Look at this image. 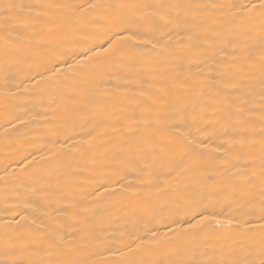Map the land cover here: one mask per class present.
<instances>
[{
  "label": "snow or ice",
  "instance_id": "6c2138e0",
  "mask_svg": "<svg viewBox=\"0 0 264 264\" xmlns=\"http://www.w3.org/2000/svg\"><path fill=\"white\" fill-rule=\"evenodd\" d=\"M189 17L193 23L188 22ZM208 17H213L211 23L205 22ZM41 21L44 23L37 33L34 29ZM177 29L189 33L183 38L187 43L172 44L170 34ZM145 47L157 51L154 60L142 57L139 50ZM178 54L198 60L197 70L185 74L176 61ZM38 57L44 58L28 64L31 74L19 81L18 88L31 80L36 84L47 82L53 91L63 90L66 95L88 96L97 84L106 82V76L109 80L116 76L118 82L111 89L99 92L100 97L117 98L111 108L103 106L111 119L101 123L113 135L119 131L134 139L127 141L126 150H119V160L90 162L91 166L111 169L104 175L112 177L104 183L96 177L93 183L103 191L92 195L144 196L149 200L151 216H138L136 223L144 227L146 222L151 227H145L147 239L130 232L107 233L102 224L78 210L69 212V207L77 206L65 205L60 193L33 188L21 203L31 200L39 205L40 200H46L43 207L48 210L42 213L40 224L21 211L11 213L12 220L5 221L0 232V264H264V0L218 4H193L189 0H48L29 4L3 0L0 75L6 85L18 74L14 68ZM74 78L83 83L84 91L77 87L73 92L68 87ZM213 83L220 86L215 97L194 106L191 114L185 111L181 116L179 109L171 107L163 112L157 98L170 90L202 94ZM256 83L258 89L253 87ZM128 95L139 96L149 107L140 113L129 112L119 106V98ZM9 107L10 97L5 104V123L10 125L5 129V148L12 144L15 150L6 151V157L19 159H6L0 169L4 201L10 198L9 193L21 199L16 186H23L22 178L12 165L27 161V169L38 163L32 155L33 150H39L36 144L22 145L21 140L39 142L48 135L67 133L63 124L54 129L47 123L29 128L28 122H21L20 127L29 128V132H19L7 119L11 115ZM219 113L227 119L217 132L218 146L196 150L193 146L202 143L201 134H207L205 125L211 126L205 117ZM161 114L180 117L181 126L191 122L186 133L176 128L175 137L183 141L178 146L185 152L179 162L169 167L159 155L164 151L161 143L166 144L167 138L161 140L155 131L166 123L156 119ZM15 119L19 121V117ZM113 123L118 128H112ZM68 140L72 137L66 134L65 141ZM67 147V143L56 140L47 156L42 154L39 160L60 161ZM218 156L223 157V172L216 176L226 177L230 189L227 203L214 201L211 195L182 199L178 204L152 202L153 196L178 193L190 186L207 190L208 182L216 179L208 172ZM128 175L136 179L129 181ZM109 185L115 187L110 190ZM165 207L169 208L167 215L163 214ZM225 215L229 218L222 219ZM69 220L76 226L71 227ZM160 225L167 231L159 233ZM220 228L235 229L224 243L214 239L215 230ZM170 233L182 236L185 242L164 251ZM101 252L116 259H93Z\"/></svg>",
  "mask_w": 264,
  "mask_h": 264
},
{
  "label": "bare ground",
  "instance_id": "6f19581e",
  "mask_svg": "<svg viewBox=\"0 0 264 264\" xmlns=\"http://www.w3.org/2000/svg\"><path fill=\"white\" fill-rule=\"evenodd\" d=\"M3 2V0H0ZM19 3L38 4L45 3L48 0H17ZM193 4H218L227 3L229 0H189ZM196 17L198 21L201 16ZM217 14H213V17ZM213 17L206 18V23H211ZM189 23H193L191 17L188 18ZM43 21L38 22L34 31L40 32V27L43 25ZM75 27V25H72ZM183 27V25H182ZM167 32L168 29H163ZM189 33L177 29L170 34V39L173 45L185 44L187 41L183 39ZM168 39V37H165ZM163 43V41H161ZM166 47L170 45H165ZM140 53L144 59L154 60L157 55V51L150 47L141 48ZM44 57H38L34 60L22 62L19 66L13 69L18 74L14 77L13 82L6 85L3 76L0 75V169L5 166L6 159H19V157H6V151H14L15 145L9 144V148H5V143L8 137L5 136V129L10 128V125L5 123L6 112L5 104L9 103L10 107L8 111L11 113L7 116V119L12 121L19 132H29V128L39 127L41 123H47L49 128H55L58 124L67 126V133L61 131L59 136L48 135L44 139L37 142L34 139H22V145L36 144L37 150H33L32 155L37 158L38 163L27 169L24 168L23 163H14L12 168L15 169V174L22 178V187L16 186L17 191L20 193L21 199L17 200L13 194L9 193L10 198L7 201L3 199V184L0 183V232H3V224L5 221L12 220V212L21 211L22 214L28 216L31 219H35L37 224H40L43 220L42 213L48 209L43 207L47 204L46 200H40V204H32L29 200L28 203H21L22 200L27 199V191L33 188L39 189L44 187L45 191L58 192L63 197V203L65 205L77 206L76 209L72 207L68 208L69 212L79 211L89 217L90 220H95L97 224H102L107 229V233L130 232L137 236H142L147 239L145 235V227H151L150 224L145 222L144 227H141L136 223L138 216H151V208L149 207V200L144 196L128 195L117 197H98L94 198L92 193L94 191L102 192L103 189L98 184L93 183V180L98 177L100 183H104L107 179H111L110 176H105V172H111V169H100L91 166L92 160H119V150L121 148L127 149V141L134 139V137L126 136L122 132H116L114 135L110 131H106V125L101 121L110 120L107 113L104 111L103 106L108 105L109 108L114 103H117V98L114 96L100 97L99 92L111 89L116 84L117 78L114 75L110 80L106 76L105 83L101 86L97 84L94 89L91 90V94L88 96H76L72 94L66 95L63 90L58 92L53 91L51 86L47 82H41L36 84L34 81L25 80L26 86L17 87V84L21 79L29 76L28 64L40 62ZM176 61L179 65H182V70L185 74L189 72H195L197 70L198 60L194 59L190 55L176 56ZM203 66V65H200ZM43 70V67L40 69ZM115 71V70H113ZM258 76V73H256ZM38 79V78H37ZM70 89L75 92L77 87L80 91L85 90V86L78 78H74L73 82L68 85ZM256 89L259 88V84L253 85ZM220 86L213 83L209 84L204 90V93L193 94L186 90H170L165 96H158L163 112L169 111V107L177 108L180 110L181 116L185 111L191 114L193 107L196 105H203L204 100L211 101L216 93L219 91ZM164 101L168 104L165 105ZM119 106L126 108L129 112L140 113L145 107H149L147 101H143L139 96L128 95L126 98H119ZM211 112V107L209 108ZM156 109L153 108L155 114ZM19 117V121L15 119ZM156 119L166 121L155 129L161 140L167 138V143H161V148L164 149L159 155L163 156V163L165 167L173 166L184 157V149H181L178 145L183 143L182 139L175 137L176 128L179 127L180 132L186 133L191 126L190 121H185L184 125L180 124V117L170 116L165 117L163 114L156 116ZM205 119L211 126L206 127L207 134H201L200 140L202 143L196 144L193 147L196 150H201L205 146L208 150L218 146L217 132L221 129V125L227 119L224 113L218 115H208ZM36 121V123H32ZM218 121V122H217ZM21 122H28L29 128H21ZM112 128H118V125L112 124ZM198 127L200 125H197ZM96 131L93 132L92 130ZM146 131V130H145ZM95 137L92 139L90 137ZM99 133V135H97ZM72 137V140L65 141V135ZM11 136H15L16 133H10ZM191 133H189V139H191ZM59 140L61 143H67L65 155L60 161H51L46 163L40 161V155L47 156L48 149L51 147L52 142ZM73 141H82L80 144H74ZM88 142V143H85ZM90 149V150H89ZM31 159V157H29ZM151 163V161H148ZM223 157L218 156L217 161H213L212 166L209 168L208 174L210 176H216L217 173L223 172L222 167ZM182 167V165H181ZM38 169L45 171L38 172ZM179 170V169H178ZM0 175L3 172L0 171ZM129 181L135 180L134 175H128ZM210 187L207 190L190 186L186 190L178 193H168L165 196H153L151 198L154 203L163 204L164 201H169L170 204H178L182 199H191L200 195H211V198L219 200L221 204L227 203L230 197V189L227 185L226 177L223 175L216 176L215 181L208 182ZM52 185L54 187H47ZM115 187V185H109V189ZM32 199H37L33 197ZM119 200V203L115 201ZM6 205L8 206L6 210ZM31 205V207H30ZM16 206V207H13ZM27 209V211H24ZM33 209H38L33 212ZM169 208L163 209V214L167 215ZM227 212V209H225ZM225 215L222 219H228ZM19 219V216L16 217ZM63 222V221H62ZM167 223V221H165ZM71 227H75V223L72 220L68 221ZM175 227V226H173ZM31 229H23V232L30 231ZM71 230V229H69ZM167 231L163 225L158 228L159 233ZM215 240L224 243L226 238L231 236L235 229L220 228L216 229ZM106 233V234H107ZM150 235V233H149ZM127 239V237H126ZM185 242L184 238L180 235L173 236L169 234L167 247L164 251H168L181 245ZM230 242V241H227ZM2 258V257H0ZM104 258L114 260L116 257H109L107 252H101L93 259Z\"/></svg>",
  "mask_w": 264,
  "mask_h": 264
}]
</instances>
